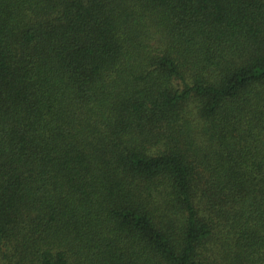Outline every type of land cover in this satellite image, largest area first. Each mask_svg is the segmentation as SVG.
I'll use <instances>...</instances> for the list:
<instances>
[{"label":"trees","instance_id":"16d2710c","mask_svg":"<svg viewBox=\"0 0 264 264\" xmlns=\"http://www.w3.org/2000/svg\"><path fill=\"white\" fill-rule=\"evenodd\" d=\"M0 264H264V0H0Z\"/></svg>","mask_w":264,"mask_h":264}]
</instances>
